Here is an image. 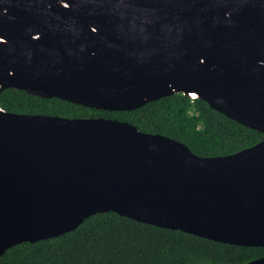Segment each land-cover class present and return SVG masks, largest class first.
<instances>
[{"label": "water", "instance_id": "obj_1", "mask_svg": "<svg viewBox=\"0 0 264 264\" xmlns=\"http://www.w3.org/2000/svg\"><path fill=\"white\" fill-rule=\"evenodd\" d=\"M9 88L109 112L180 93L233 120V0H0ZM234 121L264 134V0H234ZM108 212L233 245V154L0 109V257ZM234 246L264 247V140L234 153Z\"/></svg>", "mask_w": 264, "mask_h": 264}, {"label": "trees", "instance_id": "obj_2", "mask_svg": "<svg viewBox=\"0 0 264 264\" xmlns=\"http://www.w3.org/2000/svg\"><path fill=\"white\" fill-rule=\"evenodd\" d=\"M0 109L26 115L115 119L132 124L143 133L180 142L199 157L233 154V120L204 101L180 93L133 111L109 112L9 88L0 93ZM263 140V133L234 121V153ZM260 257H264V247L234 246V264ZM0 264H233V245L108 212L92 215L73 231L58 237L18 244L4 252Z\"/></svg>", "mask_w": 264, "mask_h": 264}]
</instances>
